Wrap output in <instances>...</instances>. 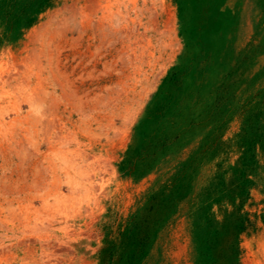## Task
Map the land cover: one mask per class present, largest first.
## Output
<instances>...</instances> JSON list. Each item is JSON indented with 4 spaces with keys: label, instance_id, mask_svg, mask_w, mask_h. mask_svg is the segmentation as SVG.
Wrapping results in <instances>:
<instances>
[{
    "label": "rangeland",
    "instance_id": "1",
    "mask_svg": "<svg viewBox=\"0 0 264 264\" xmlns=\"http://www.w3.org/2000/svg\"><path fill=\"white\" fill-rule=\"evenodd\" d=\"M0 264H264V0H0Z\"/></svg>",
    "mask_w": 264,
    "mask_h": 264
}]
</instances>
